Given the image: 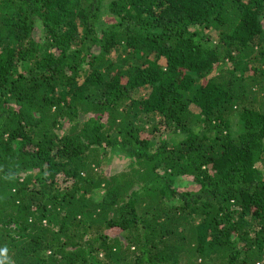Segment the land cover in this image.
Returning <instances> with one entry per match:
<instances>
[{
    "label": "trees",
    "instance_id": "trees-1",
    "mask_svg": "<svg viewBox=\"0 0 264 264\" xmlns=\"http://www.w3.org/2000/svg\"><path fill=\"white\" fill-rule=\"evenodd\" d=\"M3 249L264 264V0H0Z\"/></svg>",
    "mask_w": 264,
    "mask_h": 264
},
{
    "label": "clouds",
    "instance_id": "clouds-1",
    "mask_svg": "<svg viewBox=\"0 0 264 264\" xmlns=\"http://www.w3.org/2000/svg\"><path fill=\"white\" fill-rule=\"evenodd\" d=\"M7 254V249L0 250V256H6ZM0 264H4L2 260H0Z\"/></svg>",
    "mask_w": 264,
    "mask_h": 264
},
{
    "label": "rangeland",
    "instance_id": "rangeland-1",
    "mask_svg": "<svg viewBox=\"0 0 264 264\" xmlns=\"http://www.w3.org/2000/svg\"><path fill=\"white\" fill-rule=\"evenodd\" d=\"M119 162H120V161H119ZM120 163H121L122 165H121V164H117L119 167H120V165H121V166H123V165H124V163H123V162H120Z\"/></svg>",
    "mask_w": 264,
    "mask_h": 264
}]
</instances>
